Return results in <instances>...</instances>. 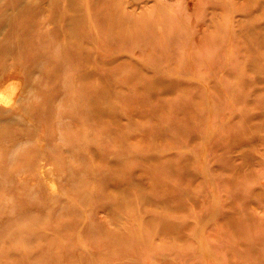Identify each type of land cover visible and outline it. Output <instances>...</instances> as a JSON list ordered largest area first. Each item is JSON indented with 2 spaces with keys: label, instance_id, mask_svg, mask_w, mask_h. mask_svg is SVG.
Wrapping results in <instances>:
<instances>
[{
  "label": "rangeland",
  "instance_id": "374dc122",
  "mask_svg": "<svg viewBox=\"0 0 264 264\" xmlns=\"http://www.w3.org/2000/svg\"><path fill=\"white\" fill-rule=\"evenodd\" d=\"M0 15V264H264V0Z\"/></svg>",
  "mask_w": 264,
  "mask_h": 264
},
{
  "label": "bare ground",
  "instance_id": "6f19581e",
  "mask_svg": "<svg viewBox=\"0 0 264 264\" xmlns=\"http://www.w3.org/2000/svg\"><path fill=\"white\" fill-rule=\"evenodd\" d=\"M51 1V0H50ZM51 4V2H50ZM13 21V22H12ZM68 22V21H67ZM11 23H15V20L11 19V18H8L7 16L5 15H0V79H5V82H6V79H7V76L9 75V72L10 70L13 68L11 65H9L8 63V59L10 58V55H11V48L13 47L11 45V41H6L4 40L5 37H7L5 35L6 33V30L8 28V25L11 24ZM70 24V23H68ZM161 29V28H160ZM71 29H69L70 31ZM72 31V30H71ZM70 31V32H71ZM72 33V32H71ZM70 37V35H69ZM19 47V46H18ZM36 79V78H35ZM34 81V80H32ZM35 82V81H34ZM9 84V82L7 83V85ZM6 85V86H7ZM5 86V85H4ZM10 93L13 92V89H9ZM30 94V93H29ZM29 96V95H28ZM28 99V98H27ZM4 100L5 102H9L8 99H2ZM20 101V99H19ZM10 103V102H9ZM34 108H27V107H24V111H33ZM7 135H9V132L5 131V130H0V150H5L6 149V144L3 143V141L8 138L6 137ZM4 139V140H3ZM18 154V153H17ZM14 156V154H13ZM15 156H16V153H15ZM71 157V156H70ZM10 159V157L8 158ZM75 162V161H74ZM69 164V163H68ZM70 170H72L70 168ZM136 187V186H135ZM139 193V192H138ZM189 197V196H188ZM193 199V198H192ZM186 200V199H185ZM190 200V199H189ZM191 205V204H190ZM196 205V204H195ZM186 206V205H185ZM164 207V206H163ZM171 208V207H170ZM168 209V208H167ZM161 210V209H160ZM165 210V209H164ZM171 210V209H170ZM185 210V209H184ZM182 211V210H180ZM175 212V211H174ZM196 216V215H195ZM190 217V216H189ZM203 220V219H202ZM29 223V222H28ZM177 223V222H176ZM26 223H23V225H25ZM173 224V223H172ZM199 224V223H198ZM22 225V223H21ZM179 225V224H178ZM207 225V224H206ZM205 225V226H206ZM176 226V225H175ZM204 226V227H205ZM203 227V228H204ZM210 228V227H209ZM190 230V229H189ZM204 230V229H203ZM186 232V231H185ZM173 233V232H172ZM192 233V232H191ZM194 233V232H193ZM171 236V235H170ZM177 236V235H176ZM184 237V236H183ZM204 237V236H203ZM196 238V237H195ZM169 239V238H168ZM194 239V238H193ZM173 240V239H172ZM179 240V239H178ZM177 241V240H176ZM187 241V240H186ZM200 242V241H199ZM180 245V244H179ZM204 245V244H203ZM196 247V246H195ZM201 247V246H200ZM208 247V246H207ZM198 249V248H196ZM205 249V248H204ZM199 250V249H198ZM209 250V249H208ZM201 252V251H200ZM199 252V253H200ZM210 252V251H209ZM201 254V253H200ZM207 255V254H205ZM209 255V254H208Z\"/></svg>",
  "mask_w": 264,
  "mask_h": 264
}]
</instances>
